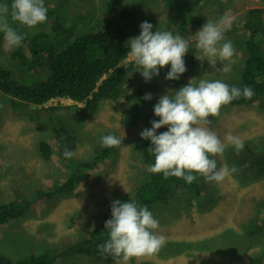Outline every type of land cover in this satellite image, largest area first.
<instances>
[{
    "label": "rangeland",
    "instance_id": "obj_1",
    "mask_svg": "<svg viewBox=\"0 0 264 264\" xmlns=\"http://www.w3.org/2000/svg\"><path fill=\"white\" fill-rule=\"evenodd\" d=\"M8 1L0 0V9H8L9 25L26 37L44 35L49 42L46 58L33 62L28 41L10 48L0 32V66L11 69L20 81L40 78L63 41L98 29L111 17L122 19L127 5L135 9L129 24L131 37L140 35L141 23L148 21L153 33L171 31L190 42L184 56L187 71L180 79H165L163 67L159 76L146 81L136 70L120 98L102 100L93 112L83 110L85 103L68 98L36 105L0 91V203L14 198L34 202L39 190H49L71 177L74 170L80 174L73 191L48 198L0 226V253L18 258L33 249L61 251L84 240L95 226L112 217L115 200H131L137 186L149 176L140 133L152 127L154 106L162 95L174 93L191 80L194 85L201 79L239 83L247 58V11L264 10V0H44L48 19L32 28L12 19ZM110 2L116 7L113 10L108 9ZM262 14L263 26L256 38L264 54V11ZM222 17L231 20L224 37L233 43L236 53L229 61L217 59L213 67L207 59H197L203 53L196 47L195 34L207 21ZM17 48L26 55L24 62L12 57ZM127 60L133 61L130 55ZM224 63L230 64V71H220ZM149 93L152 99H144ZM210 119L208 127L222 140L231 133L244 142L239 153L229 145L222 158L215 157L219 167L235 166L239 171L220 184L202 178V194L197 200L179 189L167 202L150 207L166 243L155 255L134 257L128 264H264V177L253 176L249 170L250 158L264 152V106L258 100L249 105L227 104L218 117ZM57 128L67 132L61 144ZM108 134L124 136L122 145L113 147L105 160L96 159L102 151L100 139ZM42 142L49 146L48 158L42 155ZM66 149L73 153L71 158L64 156ZM209 217L213 225L208 224ZM91 249L92 255L74 254L57 264H116V260L107 262L95 244Z\"/></svg>",
    "mask_w": 264,
    "mask_h": 264
},
{
    "label": "clouds",
    "instance_id": "obj_2",
    "mask_svg": "<svg viewBox=\"0 0 264 264\" xmlns=\"http://www.w3.org/2000/svg\"><path fill=\"white\" fill-rule=\"evenodd\" d=\"M11 9L12 19L29 28L43 24L48 19L44 0H13ZM7 11L6 7L0 9V32L4 33L10 48L19 47L24 36L9 25L5 17ZM230 26L231 20L227 17H222L217 22L207 21L195 34L196 47L203 53L202 56L196 55L197 59H207L213 67L217 59L222 62L231 60L236 49L224 37V32ZM140 28V35L129 38L127 43L131 45L129 55L139 66L138 71L145 80L159 76L160 69L169 64L171 68L165 79H180L181 74L187 71L184 56L189 52V40L171 31L157 30L153 33V25L148 21L142 22ZM220 71H230V64L224 63ZM192 81L174 93L162 95L154 106V113L160 119L151 121L152 127L145 128L140 133L143 139L151 141L152 147L149 151L155 156V163L147 170L150 173H163L165 179L182 178L188 184L193 183L197 175L203 176L209 182L220 184L239 169L235 166L229 168L227 165L218 168L215 157L222 158L229 145L239 153L243 150L244 142L231 133L222 140L208 127L211 124L210 117H218L222 106L234 99L241 96L251 99L254 92L249 86L241 89L220 80L201 79L198 85H194ZM144 99L151 100L152 95L146 94ZM164 126L168 130L157 134V130ZM123 139L124 136L108 134L101 137L100 143L107 148L120 147ZM64 156L71 158L73 153L66 149ZM68 179L55 183L49 190ZM132 198L129 202L115 200L112 203V217L105 223L110 238L97 246L102 255H111L116 264H128L134 257L155 255L166 243V237L157 231L160 225L153 213L147 206H139ZM0 226L4 227L6 224Z\"/></svg>",
    "mask_w": 264,
    "mask_h": 264
},
{
    "label": "trees",
    "instance_id": "obj_3",
    "mask_svg": "<svg viewBox=\"0 0 264 264\" xmlns=\"http://www.w3.org/2000/svg\"><path fill=\"white\" fill-rule=\"evenodd\" d=\"M12 1H8L7 5ZM109 10L116 8L113 2L108 4ZM135 9L129 5L122 9V19L109 18L104 21L98 29L87 30L73 40L64 43L51 56V60L45 66V73L37 80H24L16 76L11 69L0 66V90L13 97L36 105L47 103L53 98L66 97L74 101L85 102L83 108L86 112H93L103 99L116 100L125 92L126 84L130 76L140 70L134 61H126L131 45L127 43L131 37L130 26L134 19ZM262 8L249 9L248 18L244 26L248 30L245 40L247 58L242 68L240 81L236 86L243 89L245 86L252 88L254 95L251 99L241 96L229 104L249 105L255 100L261 101L264 106V54L257 33L262 29ZM262 14V15H261ZM19 34V32L17 30ZM24 36V35H23ZM3 34L0 33V41ZM24 42L30 44L31 58L33 62H40L46 58L49 50L48 39L41 34L24 36ZM193 52V49H190ZM13 58L21 62L26 60V55L17 48L13 52ZM171 65L165 66L163 71H170ZM160 117L155 118L159 120ZM57 142L62 143L63 137L67 135L64 128L55 130ZM164 132V127L157 130V134ZM41 151L44 157H48L49 146L42 142ZM152 147L150 140L140 141V150L148 168L155 163V156L149 151ZM101 154L97 157L105 160L109 151L113 148L103 147ZM96 157V159H97ZM253 176L264 177V152H256L249 161ZM219 167V166H218ZM194 175H197L194 173ZM80 178L77 170L72 172L69 179L50 190H39L32 202L26 198L8 199L0 203V224L8 225L23 212L36 208L38 203H43L57 194L74 188L76 181ZM203 176L197 175V179L188 184L184 179L177 177L164 178L163 173H150L148 179L140 183L133 195L132 201L139 206H147L149 209L156 203L167 202L179 189L185 190L191 199H199L202 194ZM264 208V206H263ZM108 220V219H107ZM95 226L87 238L64 247L61 251L53 249H33L28 254L18 258H9L0 253V264H57L62 258L74 254H91L92 246L106 242L109 237V229L105 228L106 221ZM210 217L208 218V223ZM108 234V235H105ZM94 254V253H93ZM264 255V252H263ZM107 262L115 261L111 255H103ZM257 260V259H256ZM260 261V260H259Z\"/></svg>",
    "mask_w": 264,
    "mask_h": 264
},
{
    "label": "bare ground",
    "instance_id": "obj_4",
    "mask_svg": "<svg viewBox=\"0 0 264 264\" xmlns=\"http://www.w3.org/2000/svg\"><path fill=\"white\" fill-rule=\"evenodd\" d=\"M2 1H4V0H2ZM10 16H11V14H10ZM27 136V135H26ZM107 168H108V166H107ZM107 168H105V169H107ZM117 168V167H116ZM109 171V170H108ZM210 221H211V217H210ZM210 223V225H213L214 224V221L212 220L211 222H209ZM208 223V224H209ZM225 224V223H224Z\"/></svg>",
    "mask_w": 264,
    "mask_h": 264
}]
</instances>
